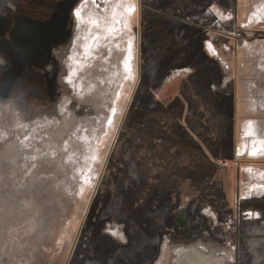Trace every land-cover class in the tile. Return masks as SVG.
Returning a JSON list of instances; mask_svg holds the SVG:
<instances>
[{
  "label": "rangeland",
  "instance_id": "374dc122",
  "mask_svg": "<svg viewBox=\"0 0 264 264\" xmlns=\"http://www.w3.org/2000/svg\"><path fill=\"white\" fill-rule=\"evenodd\" d=\"M73 14L55 98L0 62V264H264V0Z\"/></svg>",
  "mask_w": 264,
  "mask_h": 264
},
{
  "label": "crops",
  "instance_id": "0c3cea01",
  "mask_svg": "<svg viewBox=\"0 0 264 264\" xmlns=\"http://www.w3.org/2000/svg\"><path fill=\"white\" fill-rule=\"evenodd\" d=\"M77 2L79 0H0V62L19 69L18 78L14 80L15 88L7 91L5 86L4 98H23L19 94L21 92L23 95L26 92L37 93L46 78L43 68L47 74L52 73L47 84H50L48 92L55 98L59 84L54 76L58 75L56 69L59 64L53 51L68 50L74 34L73 10ZM31 50H50V60L37 62L41 69L35 74L28 72L24 62ZM186 72L184 69L180 73Z\"/></svg>",
  "mask_w": 264,
  "mask_h": 264
},
{
  "label": "bare ground",
  "instance_id": "6f19581e",
  "mask_svg": "<svg viewBox=\"0 0 264 264\" xmlns=\"http://www.w3.org/2000/svg\"><path fill=\"white\" fill-rule=\"evenodd\" d=\"M37 1V0H36ZM50 8V7H49ZM44 15V14H43ZM100 18L101 17H92L91 19H93L94 20V22H96V23H98V26H99V28L101 27V20H100ZM129 18H130V15H129V17H128V21H129ZM101 19H104V18H101ZM113 19V18H112ZM115 19V18H114ZM126 21V20H125ZM83 25V24H82ZM87 26V25H86ZM113 26V25H112ZM91 28H92V26H91ZM109 28V27H108ZM128 28L130 29V27L128 26ZM127 28V29H128ZM93 30V29H92ZM94 31V30H93ZM93 34H96V33H93ZM123 38V37H122ZM114 40V39H113ZM116 42V41H115ZM132 46V45H131ZM50 51V50H49ZM126 57V58H125ZM124 58L126 59V61H123V65H122V68H123V70H125V68H126V70L129 72H133V68H131V66L130 65H128V63H127V60H128V58H129V56L127 55V50H125V56H124ZM49 60H50V58H49ZM254 79V78H253ZM255 126H251L250 127V132H251V134H252V132H255L256 133V131H255ZM256 149L257 148H255V151H256ZM258 151V150H257ZM262 152V155L264 156V149H263V151H261ZM257 153V152H256ZM205 249H210L209 247H204ZM206 251V250H205ZM206 252H208V251H206ZM187 253H186V250L184 251V249H179L178 251H177V253L175 254V257H176V261H175V263L174 264H202L201 262H203L204 260H202V259H200L199 257H197V256H195V258H191L190 260H184L183 259V255H186ZM205 264H207L206 262H205ZM217 264V263H216Z\"/></svg>",
  "mask_w": 264,
  "mask_h": 264
},
{
  "label": "flooded vegetation",
  "instance_id": "af4514ba",
  "mask_svg": "<svg viewBox=\"0 0 264 264\" xmlns=\"http://www.w3.org/2000/svg\"><path fill=\"white\" fill-rule=\"evenodd\" d=\"M137 240H141L139 237H137Z\"/></svg>",
  "mask_w": 264,
  "mask_h": 264
},
{
  "label": "trees",
  "instance_id": "16d2710c",
  "mask_svg": "<svg viewBox=\"0 0 264 264\" xmlns=\"http://www.w3.org/2000/svg\"><path fill=\"white\" fill-rule=\"evenodd\" d=\"M44 72H45V71H44V70H42V73H43V74H44ZM44 75H45V74H44Z\"/></svg>",
  "mask_w": 264,
  "mask_h": 264
},
{
  "label": "built area",
  "instance_id": "2783aa9c",
  "mask_svg": "<svg viewBox=\"0 0 264 264\" xmlns=\"http://www.w3.org/2000/svg\"><path fill=\"white\" fill-rule=\"evenodd\" d=\"M209 45H211L210 43H208ZM211 47V46H210ZM212 48V47H211Z\"/></svg>",
  "mask_w": 264,
  "mask_h": 264
},
{
  "label": "water",
  "instance_id": "95a60500",
  "mask_svg": "<svg viewBox=\"0 0 264 264\" xmlns=\"http://www.w3.org/2000/svg\"><path fill=\"white\" fill-rule=\"evenodd\" d=\"M182 225H184V224H182Z\"/></svg>",
  "mask_w": 264,
  "mask_h": 264
}]
</instances>
